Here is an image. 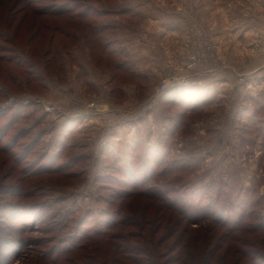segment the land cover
Returning <instances> with one entry per match:
<instances>
[{
  "label": "rangeland",
  "instance_id": "1",
  "mask_svg": "<svg viewBox=\"0 0 264 264\" xmlns=\"http://www.w3.org/2000/svg\"><path fill=\"white\" fill-rule=\"evenodd\" d=\"M262 236L264 0H0V264H264L235 254Z\"/></svg>",
  "mask_w": 264,
  "mask_h": 264
},
{
  "label": "trees",
  "instance_id": "2",
  "mask_svg": "<svg viewBox=\"0 0 264 264\" xmlns=\"http://www.w3.org/2000/svg\"><path fill=\"white\" fill-rule=\"evenodd\" d=\"M176 95L173 94V98H176L177 97ZM149 200H156L159 203L160 202L163 203L162 205H163V207L166 210H170L173 213L177 214L178 217H179V220L184 221L187 224H199L201 222L202 223L206 222V223H211L214 227L215 226L216 227H221V228H226L227 227L226 224L224 222H222L218 217H213V216H210L209 214H205V215H203L201 217H199V216H191V217H189L187 215V213H186L187 212L186 210H184V209L182 210V209H179V208L176 209L173 206L168 205L165 202H162L157 197H151V198H149ZM227 231L228 232H238V229L237 228L236 229H230L229 228V229H227ZM243 231L247 232L249 234L250 233L254 234V233H256V231H259V229L258 228H252V229H246V230H243ZM227 234H229V233H227ZM227 234L223 235V237L220 239V241L225 239ZM100 237H102V235H100ZM87 239L90 240L91 238H87ZM242 245H246V246L250 247L249 250H252V251L251 252L248 251L249 253H247V252L244 253V251L238 252L239 250L235 251V249H234V251L236 252L235 253L236 255H238L240 257H249V256H251V257L254 256L255 257V256H258L257 260L260 261L261 256L259 254V249L261 247H264V236L260 237L259 240L256 239V243L255 244L251 243V241H249V242L243 241ZM186 249H187L186 246L180 247V250H179L177 256L173 257L174 259H171V260H173V263H171V264H179L180 261H181V258L184 259V261H183V263L185 262L184 264H210L209 257H211V254H209L207 256H204L203 260H202V256L200 257V256H198V254H192V253H190V251H187ZM229 251L232 252L233 251V247L228 246L227 253H229ZM185 252H188L189 254L185 253ZM262 256H264V254H262ZM224 259H225V256L223 258L224 263H222V264H225V260Z\"/></svg>",
  "mask_w": 264,
  "mask_h": 264
},
{
  "label": "built area",
  "instance_id": "3",
  "mask_svg": "<svg viewBox=\"0 0 264 264\" xmlns=\"http://www.w3.org/2000/svg\"><path fill=\"white\" fill-rule=\"evenodd\" d=\"M164 88V87H163Z\"/></svg>",
  "mask_w": 264,
  "mask_h": 264
}]
</instances>
